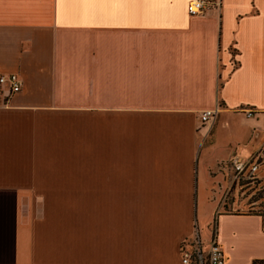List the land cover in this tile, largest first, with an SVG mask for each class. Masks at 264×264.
Returning a JSON list of instances; mask_svg holds the SVG:
<instances>
[{
  "label": "crops",
  "instance_id": "obj_1",
  "mask_svg": "<svg viewBox=\"0 0 264 264\" xmlns=\"http://www.w3.org/2000/svg\"><path fill=\"white\" fill-rule=\"evenodd\" d=\"M189 1L0 0V264H181L213 234L264 264V214L220 210L264 143V0Z\"/></svg>",
  "mask_w": 264,
  "mask_h": 264
},
{
  "label": "built area",
  "instance_id": "obj_2",
  "mask_svg": "<svg viewBox=\"0 0 264 264\" xmlns=\"http://www.w3.org/2000/svg\"><path fill=\"white\" fill-rule=\"evenodd\" d=\"M219 0H190L187 5V11L192 16H203L209 10L219 8ZM6 84L9 93H15L20 90L21 81L17 74L10 73L8 75H0V85ZM217 114V108L206 109L200 112V121L202 123L214 120ZM246 117H251L252 113L245 112ZM234 170L235 180H254L256 178V171L258 169L257 157L252 155L247 159H240L233 157L230 160ZM192 251H183L181 256V264H224L225 256L221 245L218 243L216 236L213 234L209 241V247L204 252L199 246Z\"/></svg>",
  "mask_w": 264,
  "mask_h": 264
},
{
  "label": "rangeland",
  "instance_id": "obj_3",
  "mask_svg": "<svg viewBox=\"0 0 264 264\" xmlns=\"http://www.w3.org/2000/svg\"><path fill=\"white\" fill-rule=\"evenodd\" d=\"M209 121L211 122L213 120ZM217 144H221V139H218ZM202 152H206L205 149ZM206 155L209 156V154H205L204 156ZM216 155L221 156L220 153H216ZM216 155H210L208 159L210 163H215L217 159L215 158ZM253 155L256 157L259 156L257 157L258 169L256 171V178L254 180H241L238 184L235 180H230V185L223 191L220 201L221 211L264 214V143ZM201 156L202 155H200V158ZM212 168H210V172H217V164ZM207 187H209V183L203 187L206 190L199 193L198 200L195 202L196 209L203 215L199 219V223H202V225H204L205 219L208 221L209 209L216 203L212 198V193L207 191ZM201 236L202 239L207 240V231H201Z\"/></svg>",
  "mask_w": 264,
  "mask_h": 264
}]
</instances>
